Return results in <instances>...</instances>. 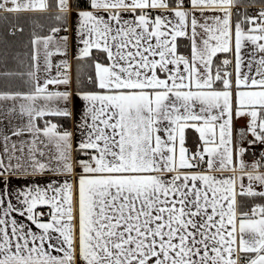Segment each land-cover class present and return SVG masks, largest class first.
<instances>
[{
  "label": "snow or ice",
  "instance_id": "snow-or-ice-1",
  "mask_svg": "<svg viewBox=\"0 0 264 264\" xmlns=\"http://www.w3.org/2000/svg\"><path fill=\"white\" fill-rule=\"evenodd\" d=\"M0 12V264H264V0Z\"/></svg>",
  "mask_w": 264,
  "mask_h": 264
},
{
  "label": "trees",
  "instance_id": "trees-1",
  "mask_svg": "<svg viewBox=\"0 0 264 264\" xmlns=\"http://www.w3.org/2000/svg\"><path fill=\"white\" fill-rule=\"evenodd\" d=\"M1 14L0 13V60L7 59V69L16 70L18 63L13 57L26 59L30 53V38L33 30L42 32L46 30L50 21L43 18L42 14ZM4 17H7L5 19ZM13 26L23 28V32L16 31L15 35H11ZM43 26V27H42ZM4 65L0 64V70H3ZM5 87V82L0 80V90Z\"/></svg>",
  "mask_w": 264,
  "mask_h": 264
},
{
  "label": "crops",
  "instance_id": "crops-1",
  "mask_svg": "<svg viewBox=\"0 0 264 264\" xmlns=\"http://www.w3.org/2000/svg\"><path fill=\"white\" fill-rule=\"evenodd\" d=\"M1 14H7V13H3V12H0ZM31 14H39V13H31ZM72 52H74V49H72L71 51H70V55L72 54Z\"/></svg>",
  "mask_w": 264,
  "mask_h": 264
},
{
  "label": "built area",
  "instance_id": "built-area-1",
  "mask_svg": "<svg viewBox=\"0 0 264 264\" xmlns=\"http://www.w3.org/2000/svg\"><path fill=\"white\" fill-rule=\"evenodd\" d=\"M18 29H19V27H17V30L16 31H19Z\"/></svg>",
  "mask_w": 264,
  "mask_h": 264
}]
</instances>
